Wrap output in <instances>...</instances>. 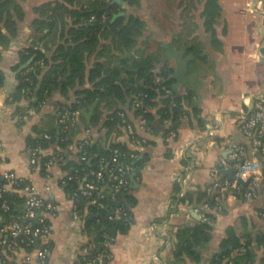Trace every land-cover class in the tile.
I'll return each mask as SVG.
<instances>
[{
    "label": "crops",
    "instance_id": "1",
    "mask_svg": "<svg viewBox=\"0 0 264 264\" xmlns=\"http://www.w3.org/2000/svg\"><path fill=\"white\" fill-rule=\"evenodd\" d=\"M48 1L51 0L20 1L25 17L18 22L17 35L0 61L5 80L0 88V141L5 145L6 167L20 176L32 177L38 192L60 208L51 222V248L46 264H98L89 261L88 243L92 238L84 234L83 224L73 219L72 203L66 193L55 180L32 174L28 165L27 137L36 125L52 127L55 121L51 108L65 99L57 92L49 105L38 111L32 109L25 116L15 112L16 105L8 104L10 93L18 85L16 75L21 68L17 72L12 69L19 63L21 53L33 45L51 56L61 42L59 30L45 40L35 39L33 23L39 17L35 9ZM206 2L196 0L191 7V0H151L150 15L143 17L148 26L135 54L154 57L157 70L173 71L179 85L186 86L195 96V106L201 113L196 117L192 108L186 107L179 134L170 141H166L159 124L155 127L158 133L151 127L138 126L143 141L132 145L143 160L133 173L137 204L131 209L129 231L117 237L112 246L113 259L106 264H210L228 227L237 226L242 217L252 216L258 221L263 218L264 195L245 200L219 190L223 196L217 197L221 205L213 212L216 220L212 223V240L198 249L200 260L186 257L177 263L174 259L178 231L207 221L204 212L209 207L205 203L217 189L212 170L230 156L229 141L248 144L239 131L237 118L245 108L244 99L262 86L258 70L259 65L264 68V0H219L222 10L215 30L220 47L213 45L211 33L205 27ZM259 44H263L261 57L255 56ZM116 63L115 60L113 64ZM199 119L204 126H200ZM211 124L216 126L212 131L208 128ZM83 136L85 130L78 138ZM116 139L127 141L125 136ZM260 160L264 164V157ZM175 184L182 189L179 197L192 194L196 199L199 194H206V200L193 204L174 201ZM248 230L261 231L252 224ZM26 255V251L14 254L10 264H42L36 252L30 254L28 262ZM238 255L240 251L233 253L234 257ZM263 258L264 248L259 251L256 264H261Z\"/></svg>",
    "mask_w": 264,
    "mask_h": 264
},
{
    "label": "trees",
    "instance_id": "2",
    "mask_svg": "<svg viewBox=\"0 0 264 264\" xmlns=\"http://www.w3.org/2000/svg\"><path fill=\"white\" fill-rule=\"evenodd\" d=\"M20 1L26 0H0V61L3 51L17 35L18 22L24 20ZM114 1L51 0L36 7L35 12L39 16L33 23L36 41L45 40L59 30L61 42L51 56L30 46L21 53L19 63L12 69L17 72L22 65L29 63L28 68L17 73L18 85L8 98V104L16 105L18 115L25 116L32 109L38 111L44 103L49 105L57 92L65 99L51 108L54 125L34 126L26 144L28 148L40 147L43 154H48L42 159V172L66 192L80 188L78 182L68 181L70 176L77 174L83 182L89 181L90 172L98 170L101 159L110 156L114 149L139 155L132 147L143 141L138 126L151 127L158 133L155 127L159 124V128L165 131V138L171 132L178 136L187 115L186 107L192 108L196 117L201 113L195 106V96L186 86L179 85L173 71L157 70L154 57H138L135 54L148 24L136 13L127 12L139 11L144 0H121L126 4L125 9ZM221 10L219 0H207L203 12L205 27L211 33L215 47L221 46L215 30ZM121 12L126 15L112 22L114 16ZM92 17L95 19L92 20ZM115 60L117 63L113 64ZM258 75L263 82L262 65H259ZM0 81L2 88L5 80L1 70ZM137 100L141 102L140 106H136ZM95 102H98V106L88 125L81 111ZM67 111H78L81 117L78 121L69 118L65 124L68 128L64 130L65 125L60 124L58 119L59 113ZM122 113L125 118L121 116ZM199 124L204 126L202 119H199ZM128 125L134 130L133 136L129 135ZM86 129L92 131L87 136L91 146L80 150L78 135ZM121 136H125L127 141L117 142L116 138ZM50 158L59 159L51 172L45 168ZM127 161L132 162L134 168L143 163L139 158ZM63 180H67V186L62 185ZM181 190V186L175 184L177 195L173 200L178 203L193 204L194 201L206 200V194H199L196 199L192 194L179 197ZM134 192L131 187L116 202H95L94 196L91 200L79 201V208L84 213L83 232L92 238L88 243L89 261L95 262L106 234L118 237L129 231L131 209L137 204ZM8 196L13 212L21 213L25 209V196L16 192H10ZM221 196L219 189H216L212 197L207 198L205 204L209 208L204 212L207 221L178 231L177 249L174 252L177 263L183 262L186 257L200 260L198 249L212 240V223L216 220L213 212L220 207L221 202L217 201V197ZM118 208H122L127 216L113 219L114 211ZM261 214V221L252 216L242 217L237 226L228 227L219 252L210 264H256L258 253L264 248V212ZM250 224L261 231H249ZM20 245L28 252L37 248L26 247L23 242ZM38 246L51 248V240H42ZM235 251H240V255L234 257ZM261 264H264V258Z\"/></svg>",
    "mask_w": 264,
    "mask_h": 264
},
{
    "label": "built area",
    "instance_id": "3",
    "mask_svg": "<svg viewBox=\"0 0 264 264\" xmlns=\"http://www.w3.org/2000/svg\"><path fill=\"white\" fill-rule=\"evenodd\" d=\"M95 18L92 17V20ZM263 44L257 46L255 56H262L260 50ZM252 97V98H251ZM244 99L245 108L240 112L237 118L239 131L248 140V144H240L234 140L229 141L230 156L228 159L221 161L220 166L212 170L215 178V188L222 193H233L242 196L245 200H253L264 195V168L260 160L264 157V80L261 89ZM46 103L43 104V106ZM141 102L136 101V106ZM121 116L125 118V114ZM81 113L61 112L59 113L58 122L65 125L69 118L78 121ZM216 126L208 125L210 131ZM68 128L64 126V130ZM130 136H133L134 130L127 126ZM92 131L85 130V136L78 138V148L84 150L85 147L91 146V141L87 138ZM177 137V133L171 132L166 141ZM48 138V137H47ZM122 142V140H117ZM5 145L0 141V263L10 264L14 254L26 251L21 242L26 247L37 246L34 251H26V262L31 259V253L36 252L39 261L46 264L49 259L50 248L38 246L42 240H50L52 235V219L57 217L60 212L58 204L41 195L32 179V177L20 176L16 172L7 168V159L4 154ZM29 168L32 174L40 173L47 180H53L42 172L41 162L48 154H43L40 147L28 148ZM139 158L137 153L122 152L114 149L110 156L101 159L98 170L91 171L89 181H82L75 174L68 178V181H76L80 188L71 192H66L68 200L72 203L73 219L79 224H83L84 213L79 208L81 199L91 200L95 197V202L100 200L118 201L119 196L127 192L132 187V175L134 165L128 162V159L136 160ZM58 158H50L45 163L48 171H53L58 164ZM122 160H125L122 162ZM234 169V179L221 181V170ZM62 185L67 186V180L62 181ZM49 189L50 185L48 186ZM63 189V187H60ZM10 192L20 193L26 198L25 209L21 213H14L10 206ZM92 202V201H90ZM208 207V205L206 206ZM127 216V213L118 208L114 211L113 219H121ZM117 237L106 234L104 236L102 248L98 251L95 262L106 264L113 259L112 246Z\"/></svg>",
    "mask_w": 264,
    "mask_h": 264
},
{
    "label": "water",
    "instance_id": "4",
    "mask_svg": "<svg viewBox=\"0 0 264 264\" xmlns=\"http://www.w3.org/2000/svg\"><path fill=\"white\" fill-rule=\"evenodd\" d=\"M114 2H115V3H118V4H120V5H122L123 9L126 8V4H125L123 1H121V0H115ZM125 15H126L125 12H121V13L115 15L114 18H113V20H112V22L115 21L117 18H119V17H123V16H125ZM28 66H29V63L25 64L24 66L21 67L20 71H22V70L28 68ZM97 106H98V102H95V103L92 104L88 109H83V110L81 111V113H82V115L85 117V119H86V123H87L88 125H90L91 122H92V118H93V116L95 115V112H96V108H97ZM220 173H221V175H222V180H224L227 176L230 177L231 179H234V173H235V170H234V169H230V170H221ZM134 177H135V175H132V182H133V183H135Z\"/></svg>",
    "mask_w": 264,
    "mask_h": 264
},
{
    "label": "rangeland",
    "instance_id": "5",
    "mask_svg": "<svg viewBox=\"0 0 264 264\" xmlns=\"http://www.w3.org/2000/svg\"><path fill=\"white\" fill-rule=\"evenodd\" d=\"M196 0H191L190 6L192 7L195 4ZM150 9H151V0H144L143 1V7L138 11L134 10H128V14L136 13L140 17H146L147 15H150Z\"/></svg>",
    "mask_w": 264,
    "mask_h": 264
}]
</instances>
